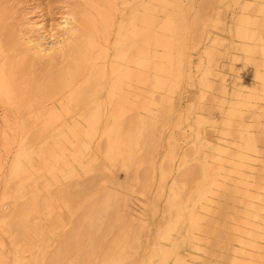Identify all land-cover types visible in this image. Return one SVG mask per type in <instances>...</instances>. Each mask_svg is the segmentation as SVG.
Wrapping results in <instances>:
<instances>
[{
	"label": "rangeland",
	"instance_id": "rangeland-1",
	"mask_svg": "<svg viewBox=\"0 0 264 264\" xmlns=\"http://www.w3.org/2000/svg\"><path fill=\"white\" fill-rule=\"evenodd\" d=\"M183 2L184 7L153 2L157 18L162 15V6L179 23L180 13L186 11L187 26L175 29L174 42L192 56L190 73L178 80V87L169 94L170 101L162 103L149 140L138 143L135 160H139V165L125 168L115 161L109 163L110 168L97 171L100 155L96 143L84 139V158L79 164L70 159L65 167V172L76 175L64 178L59 174L58 183L49 179L48 190L41 187L44 191L37 197L36 209L31 210H37V218L32 214L38 222L34 225L29 222L35 218L28 219L29 222L26 218V225L21 220L25 227L16 220V210L32 195V181L25 179L19 164L33 172L27 157L35 168L47 173L43 157L52 140L48 138L51 130L41 129V119L34 121L30 112L47 111L50 106L58 110L61 100L67 103L70 91L51 95L49 101L35 99L39 97L35 95L29 102L30 109L23 102L0 95V264H187L190 259L194 264H230V248L239 235L245 238L243 256L248 259L247 264H264V195L253 197V216L247 218L243 214L246 185L214 186L199 195L196 186L200 182L189 175L196 164L205 172L215 147L209 148L206 143L211 145L218 140L227 144V153L240 155L233 158L241 163L250 186H264V143L253 139L250 150H244L238 138L240 132H248L253 138L264 135V102L254 100L257 102L252 104L254 92L264 77V54L259 51V46L264 45V0ZM141 3L142 0H115V7L107 10L106 22L95 18L98 37L88 58L90 66L97 67L102 62L124 66L125 62L114 53L116 41L128 38L132 45L125 51L126 57L134 61L144 58L134 50L136 45L144 44L133 39L135 32L128 19L133 9H142ZM83 6L84 0H0V49L12 53L10 44L5 43L8 32L17 40L29 37L42 41L41 34H47L51 28V33L58 35L55 28L63 23V17L70 18ZM241 14L249 16L253 23L248 24L254 31L251 41L240 37L237 31ZM70 20L74 27L80 26L77 16ZM78 38L71 35L72 46L78 44ZM241 44H252L253 51L241 50ZM206 49L212 50V61L205 55ZM99 51L102 57L96 56ZM66 56L53 62L35 56L33 74L26 73L31 58L28 56L20 65V74L25 75L29 86L41 85L46 73L61 66ZM2 61L0 51V65ZM104 84L107 87L108 79ZM236 94L242 99L233 105L235 116L230 117L228 108ZM246 95L251 96L250 101L247 99L249 107L244 105ZM229 121L235 126L230 127ZM160 163L165 178L160 177ZM104 178L111 181L103 183L112 194L109 206L106 211L96 212L94 223L81 220L85 225L79 219H84L80 216L86 208L78 206V198L102 195L98 188ZM125 185L130 186V192ZM96 191L101 194L98 196ZM22 192L25 197L20 196ZM121 193L125 197L115 204V196ZM43 200L45 210L40 205ZM204 205L205 211L200 208ZM84 211L86 214L87 209ZM177 211L179 215L173 214ZM31 212L27 214L32 216ZM76 218L82 228H76ZM245 220L250 222L249 226L242 223ZM69 234L72 240H67Z\"/></svg>",
	"mask_w": 264,
	"mask_h": 264
},
{
	"label": "bare ground",
	"instance_id": "bare-ground-1",
	"mask_svg": "<svg viewBox=\"0 0 264 264\" xmlns=\"http://www.w3.org/2000/svg\"><path fill=\"white\" fill-rule=\"evenodd\" d=\"M154 1L155 0H142V9H133L128 18L135 32L133 39H135L137 43L141 42L144 44L139 46L136 45L134 50L145 55L144 58H142L141 61H134L126 57L125 51L129 47L131 48L132 39L128 38L122 41H116L114 55L117 59L125 62L124 66L114 64L108 66L107 62H102L99 66L93 67L90 66L88 62V58L92 56L91 50L93 42L98 37L95 28V18L97 17L101 21L106 22L108 17L107 10L108 8L115 7V0H84L83 9L77 8L76 14L70 17L74 20L77 16L79 27H74L70 18L63 17V23L58 24L59 27L55 28L59 30V34H54V31L51 33V28L50 31L48 30L49 32H47V34L46 32L41 34L40 39L42 41H34L29 37H25L24 40H17L13 37L12 33L8 32L6 34L5 31V43L7 45L10 44L13 50L11 54H8V52L5 53V51L3 52L2 49H0L3 54V61L0 65V95L6 97L10 101L17 100L21 103L23 102L26 105L25 107L30 109L32 105L29 102L34 99L33 97L35 95L39 96L35 99L42 98L49 101L51 95L62 94L64 90L70 91V94L67 96V103L61 100L58 103V110L55 106H50L47 111L38 110L30 112L34 121L41 119V129L51 130L48 138H51L52 141L43 157V163L47 169V173H42L41 168H35L27 157L26 160L32 166L33 172L28 170L26 165L22 163L19 164L21 165L19 167L20 172L23 173L25 179H31L32 181V195L28 200L22 202L15 212L16 220L21 223V226H24L23 223L26 225V218L27 221L28 219L30 221L33 220L32 218L36 217L34 214L37 210L32 213V207H34V210L36 209L37 197L44 191L41 187L48 190L47 181L49 179H55L58 183L59 174L63 175L64 178H71L76 175V173H72V171L65 172V167L67 166V161L70 159L72 161L76 160L79 164V160L84 158V151L87 148L84 139L88 140L89 143H96L100 155V161L96 168L97 171L106 170L108 167L110 168L109 163L115 161L119 162V165L125 168L131 164L136 166L139 165V160H135L138 143L141 141L147 142L149 140L151 133L155 130L156 119L161 111L162 103L170 101L169 94L178 87V80L184 76H188L190 73L192 56L191 52L183 50L181 46L174 42L175 29L178 26H182L183 29L187 26L186 11L180 13L181 21L179 23L173 18L171 13L166 12V8L162 6V15L157 18L154 14ZM158 1L165 7L170 6L171 3H173L175 7L177 5L185 6L183 0ZM175 9L173 11H176ZM248 17L249 16L245 14L240 15L241 24L239 23L237 26V31L240 37L251 41L253 40L251 35H253L254 31L248 27V24L253 23ZM35 31L39 32L40 29ZM71 35H78L80 38H78V44L71 45L69 42ZM47 39L49 40L46 41ZM261 40H263L262 37ZM250 46H252V44H241L240 49L251 52L253 50ZM259 51H262L264 54V45L259 46ZM101 52L102 51H99L96 56L102 57ZM204 53L209 56L212 50L206 49ZM28 56L31 57L29 58L30 64L26 72L29 74H33L32 65L34 64L33 58L35 56H39L41 59H47L48 62H53L59 57L66 56V58L61 66H56L51 72L46 73L43 84L29 86L25 81V75L20 74L19 71L20 65L24 62V58H28ZM155 58L163 61L158 63L154 60ZM209 59L212 61L210 56ZM149 69H151L152 72L148 71ZM105 79H108L107 87L104 84ZM261 82L262 85L256 88L254 92L252 102L254 100H262V102H264V77ZM204 84L212 88L205 80ZM103 90H105V94H102ZM241 97L242 96L239 94H236V100L229 106L230 117L235 116L233 105L239 104V100L242 99ZM249 98H251L250 95L244 97L246 100H249ZM247 101L245 103L242 101V103H244L246 107H249L248 104H250V100ZM228 125L231 127L234 124L229 121ZM243 128H245V126H243ZM238 138L241 141L239 146L244 148V150H250L253 139L254 141L264 143V135L253 138L248 132H245V134L240 132ZM212 145L215 147H213V153L210 155L211 161L207 165L205 172H203V168L198 164L194 165L190 170L189 175L191 178L193 180L198 179L200 182L198 185L199 187L196 186L199 195L208 193L214 186L226 184L237 186L239 184H244L247 187L245 192H243L246 199L244 202L245 210L243 214L247 218L250 217L252 215L253 197L260 198L263 196L264 186L254 188L250 186L242 173L241 163L233 158L235 156L239 157L240 155L233 152L227 153V144L218 140L211 145L206 143V146L209 148H211ZM244 145L246 147H243ZM228 154H230V158H228ZM15 164H17L16 160H14L13 165ZM159 172L161 178L166 177L161 163L159 164ZM104 181L111 182L105 178L102 180L100 184L101 188H98L101 189L100 192L102 195L99 196L98 194L100 192H95L99 197L92 198V196H90L91 199L85 200L78 198L81 200L78 206L81 209L82 207L87 209L85 214L84 210L86 209L83 208L84 215L80 216L81 218L85 216L87 219L85 217L84 219H79L78 217L80 221L86 220L88 222V220H90L89 223H94L92 221L96 212L107 210L109 206L108 202L112 194L104 187ZM125 188H127V192H130L129 185H125ZM20 196L25 197L24 192H22ZM117 196H115V204L125 197L122 193L119 197ZM45 202L46 201L43 200V202L40 203V205H42V210H45ZM200 208L204 211L206 210L205 205ZM27 212H31V215L33 214L35 217L33 215L30 216V214L28 215ZM173 214L179 215V212L177 211ZM28 216H30V218H28ZM35 219V223L33 221L28 222L33 225L37 224V219L36 221ZM21 220H24V222L22 223ZM77 220L76 224L79 225L80 222ZM82 221L81 223H84ZM242 223L244 225H250L248 220L242 221ZM78 225H75L77 229H79V227L82 228V225ZM76 228H74V230L79 231ZM239 232L240 234L245 233L244 231ZM69 235L70 237L67 238V240L71 239V234ZM245 246V238L242 235L237 236L230 248L228 258L230 264L248 263V259L245 260L243 256ZM187 264H194V261L190 259L187 261Z\"/></svg>",
	"mask_w": 264,
	"mask_h": 264
}]
</instances>
